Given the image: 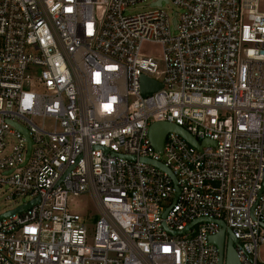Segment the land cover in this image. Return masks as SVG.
Listing matches in <instances>:
<instances>
[{"label": "built area", "instance_id": "2783aa9c", "mask_svg": "<svg viewBox=\"0 0 264 264\" xmlns=\"http://www.w3.org/2000/svg\"><path fill=\"white\" fill-rule=\"evenodd\" d=\"M155 123L215 146L169 132L156 152ZM0 192V215L35 202L0 220V264H218V221L264 264L259 0H0Z\"/></svg>", "mask_w": 264, "mask_h": 264}, {"label": "water", "instance_id": "95a60500", "mask_svg": "<svg viewBox=\"0 0 264 264\" xmlns=\"http://www.w3.org/2000/svg\"><path fill=\"white\" fill-rule=\"evenodd\" d=\"M161 89V85L153 80L148 78H141L140 82V92L143 97H147L152 95L153 93L158 92ZM18 128V127H16ZM21 131V129L18 128ZM22 132V131H21ZM169 132H174L179 135L183 140H185L190 146L194 147L198 151H201L204 147H214L215 144L213 142L203 141L198 143L189 133H187L182 128L167 124V123H155L149 129V140L151 143L152 148L156 152H161L163 148V143L165 140V136ZM23 133V132H22ZM23 135L27 138L26 133L24 132ZM28 143V154L30 150L29 141ZM28 156V155H27ZM146 162V161H145ZM160 170L164 171L172 180L173 184L175 185L176 181L175 178L170 174V172L165 169L160 163H153L147 162ZM176 195L178 190L175 188ZM176 195L173 200V203L176 200ZM35 202L30 203L28 205H24L19 207L13 211L7 212L5 214L0 215V220L6 217H9L13 214L19 213L28 207L32 206ZM167 210L164 212L163 218H165ZM199 220L190 224L182 233H185L193 224L198 223ZM217 224L221 227V231L218 235L211 237L209 239V243L216 246L219 253V263L218 264H239L236 253H235V245L237 244L236 241L233 239L230 230L226 229L225 224L221 221H218ZM180 232L172 233L173 235H180ZM232 241V242H231Z\"/></svg>", "mask_w": 264, "mask_h": 264}, {"label": "rangeland", "instance_id": "374dc122", "mask_svg": "<svg viewBox=\"0 0 264 264\" xmlns=\"http://www.w3.org/2000/svg\"><path fill=\"white\" fill-rule=\"evenodd\" d=\"M147 5L148 3L137 5L134 8L127 11L126 14L133 15L147 11L148 10ZM165 7L168 8V11H172V12L175 11V8L170 5ZM259 7L260 10L264 12V0H259ZM141 54L147 57H152L153 59L159 61L160 66H162L161 63L162 56H161L160 46L155 44H144L141 48ZM13 206H14L13 203L5 201L4 196L0 192V213L4 212L5 210L11 209ZM69 208L81 216L91 215L95 212L93 203L91 202L88 195H83L74 199L73 202L70 203ZM258 258L260 261L264 262V246L260 247L258 251Z\"/></svg>", "mask_w": 264, "mask_h": 264}, {"label": "flooded vegetation", "instance_id": "af4514ba", "mask_svg": "<svg viewBox=\"0 0 264 264\" xmlns=\"http://www.w3.org/2000/svg\"><path fill=\"white\" fill-rule=\"evenodd\" d=\"M232 242V241H231Z\"/></svg>", "mask_w": 264, "mask_h": 264}]
</instances>
